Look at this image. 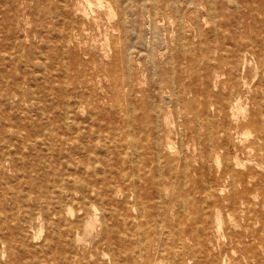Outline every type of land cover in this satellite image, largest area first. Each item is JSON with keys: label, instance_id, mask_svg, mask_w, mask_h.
<instances>
[{"label": "rangeland", "instance_id": "obj_1", "mask_svg": "<svg viewBox=\"0 0 264 264\" xmlns=\"http://www.w3.org/2000/svg\"><path fill=\"white\" fill-rule=\"evenodd\" d=\"M160 1L161 4L156 7L153 0H118L119 8H117V5H115L113 0H0V15H2L0 16V94L2 92L6 93L7 90H10L14 86L16 87V82H20L24 85L25 89L23 88V90L35 91L37 104V108H35V104L32 105L27 101H24L25 103L20 102L17 89L11 99H7L6 97L0 98V134L4 135L3 141H32L33 143V141L39 139V142L36 141L38 144L42 140L87 141V139L92 140L98 133L100 136L103 134L102 137L103 139L105 138L106 141H121V139H123L122 141H127L130 137L136 138L138 141H151L152 136L150 138L147 137V134H145L147 137L146 140V137L142 136V138L140 136L142 134L144 135V133L140 132L137 122H128V117L137 116L139 122L143 119V108L145 107V109L148 110L151 100L152 102H161L167 98L168 102L166 101L165 103L163 101L162 105L164 108L172 112L169 124L171 131L169 132L168 141H172L175 156L178 158L177 161L172 163V165L176 167L174 169L175 172H178L179 176L185 173L186 175L191 174L192 182L196 181L200 184L206 183V185H212L213 187L211 192L204 195L201 203L198 202L195 204L194 209L198 208L199 213L204 208L200 218L198 215L194 214L192 215V222H181L180 220L177 221L178 217L176 214L169 215V220L172 219V223H175L174 226L183 228L185 231L192 229V263L190 264H264V140L261 139V137H264V132L261 136L260 132L257 131L253 125L242 126L245 117L253 115L261 117L264 126V0H192L193 2L191 0ZM175 2L176 5H174ZM253 2H255L256 5H253L255 4ZM128 6L130 7V10H128ZM57 8H59V10ZM110 8L115 11L114 14L110 13ZM118 9L122 10V12L119 13ZM198 13H200V15H198ZM196 15L198 17H196ZM58 16L62 18V20L59 19ZM49 19H52L51 22ZM120 20L121 24L119 25ZM149 22L150 24H148ZM81 32L83 34H81ZM52 35H56V37ZM152 35H154V37H152ZM113 37L116 41V48L113 47ZM185 38L187 40H185ZM71 39L73 41H71ZM67 41L70 43L66 44ZM122 41L128 45V48H130L128 49V63H124L116 57V49L119 50L121 48ZM46 43L53 47L51 48ZM250 43L253 44V48L252 46H249ZM182 44H184V46ZM238 46H240L241 49L242 65L241 72L237 75V77H231L229 73H226V70L228 69V66L226 65L222 67V71L219 74L214 75L209 79V81H205L204 77L207 75V72L210 70L212 65L211 62L205 61L206 50L208 49L210 54L215 57L218 56V51L221 48L223 49L227 59L231 57L232 50H235ZM248 47L250 50L247 49ZM182 49L187 50L183 51ZM253 49H255L256 52H254ZM18 53L19 55H17ZM20 53L24 54L21 55ZM190 53L193 54L191 55ZM62 54H64L65 58H63ZM24 59H26L25 62ZM151 63L155 64L152 65ZM66 64L70 65V68L67 67L68 65ZM171 64H173V70L170 67L172 66ZM41 65L45 66L43 68H39L42 67ZM190 65H192V74L189 75L186 80L187 82H192V91L188 93L187 100H192V103L195 99L197 101L196 104H192V121L191 119L188 120L187 118H184L186 116H184L183 113L179 114V111H183L187 108V106H189L188 104H183L179 107L175 106L174 103L170 101V93L167 90L163 95V99L157 96L154 90H151V80H157L159 77L158 72L162 68L171 71L174 76H177L180 68H184L187 71ZM65 67L69 69L67 70ZM125 68H129V71L131 70L130 72L133 75V83H136V90L139 89V91L134 90V86H132L133 84H128L129 81L126 82L122 80V74L124 73L123 70ZM157 68L160 70L157 72V75H154L153 71L157 70ZM39 69H42L41 72ZM152 74L154 76L153 79L151 77ZM50 76H52V78ZM115 81L117 85L114 84ZM232 82L235 84L238 82L240 83V87L237 89L238 91L235 89L234 91L240 92L243 96V100L241 99L242 101L238 104V106H235V103H232L228 108L227 114V110L219 109L218 106L222 107V99L225 95L230 93ZM64 88H67V90H64ZM129 89L131 90L129 91ZM72 93L74 94L72 95ZM168 95L169 98L167 97ZM195 95H197V98H195ZM203 95L208 96V99H210V102L212 103L209 105V113L206 112V114L203 111L200 113L198 110L199 104L201 103V98L199 97H202L203 99ZM69 99H71L72 102ZM6 100H10L9 102H11V104H8L9 102ZM49 101L50 104H48ZM127 101H129V103ZM45 102H47V104ZM132 103H134V105H132ZM127 104L131 105L128 106ZM29 105H32V107ZM40 105L42 106L39 107ZM122 105L126 108L127 114L125 111L122 113ZM67 106L69 108H67ZM73 106L74 109L72 108ZM128 108H137L139 112L136 111L135 114L132 110L130 113ZM11 110L12 112H10ZM176 110L177 112H175ZM195 110L197 113H195ZM89 112H91L90 115H88ZM17 113H19L18 115L20 117ZM207 113L210 115L209 117H207ZM51 114L53 115L51 116ZM91 115L92 118L88 119V116L91 117ZM73 116L75 117V120L73 119ZM65 117L69 118L70 122L67 118L65 120ZM211 120L214 122H211ZM209 121L212 124H210ZM71 122L74 125H72ZM197 122L199 123L195 124ZM66 124H71L75 128L70 127V129ZM75 124H78L79 127L75 126ZM214 125L215 127L225 125L228 129L227 135L224 134L220 138V142H225L224 144L228 148L224 147V150L220 152L219 157L211 160L213 165L212 170L209 166H207L205 170H200L197 173L196 169L202 166L200 154L203 151H206L212 142L210 141L209 134L207 135L208 137L206 134L214 128ZM194 126L195 128L197 126V128L200 129L198 130L196 128L195 130ZM178 127L182 128L180 129ZM189 127L190 130H188ZM148 128H150V135H156L158 133L156 132L155 134V130L152 129L153 127L150 124ZM35 129L36 136L31 137V133L34 132ZM14 130H16V132H14ZM122 130L124 131L121 132ZM104 131L109 133L111 131L112 132L109 134ZM127 131H131V136H128L130 132L127 133ZM193 131L195 135L193 134ZM160 133L163 135V132L160 131ZM84 135H86V137H84ZM165 136L166 135H164V138H166ZM102 137H100V139H102ZM120 137L121 139H119ZM53 138H55V140ZM74 138H77V140H74ZM95 140L96 139H94V141ZM203 140L205 142H203ZM188 144H191V146H187ZM36 146L40 149L38 145ZM225 151H227V153H225ZM163 152H165V150ZM225 155L228 157L226 158ZM32 157L33 156H30V158L27 159L33 160L34 158ZM147 157H149V155H147ZM236 157L241 162L240 165H236L235 167V169H237L236 173L242 174L245 178V181L247 182L245 190L241 184L236 189L232 184V179L229 174H225V172H223V169L227 165L234 164V161L232 162V160L229 159H235ZM36 158H38L37 155ZM185 162L188 163V167L183 169L181 167L184 166L183 164ZM7 165L6 170L8 171H6L5 178L13 177L11 184H15L16 191L19 193L27 192L28 179L40 178L42 177L40 174L47 171V169H42L36 165V169L30 171L28 174H25L26 177H22V174L19 175L16 170L12 169L10 163H7ZM131 165L132 164H130L128 167L129 169L127 168L126 170L127 174L133 173ZM192 165L194 166L192 167ZM115 166H117V164H115ZM158 167L159 173H162L163 175L159 176L157 180L163 181L168 179L165 172L170 169L169 163L163 160L160 164H158ZM192 168L193 171H190ZM160 169L162 170L160 171ZM156 170L157 167L153 165L151 172L148 174L150 176L147 175V178H144L146 181L142 180L139 183L142 182L141 191L143 192L142 194L144 198H146V195H148L149 199L153 198L151 199L152 202L150 200L147 201L146 210L157 213L158 216L164 217V214H158V209L160 208L159 199L156 198L154 192L152 194L149 193L154 191V187L146 186L147 183H150L151 176L158 175V171ZM251 170L253 172H251ZM5 178H3L4 181ZM132 180L138 181V178H133L130 181ZM182 180L186 179L183 177ZM11 184L8 183V186ZM242 189L244 190L243 193L240 192ZM130 190V188H127L124 192H119V194L115 196L116 198L114 197L110 200V202L104 203V205L100 202H96V208H93L91 211L92 213H90L88 217H93L90 215L96 214L98 218H102L103 211L106 210L105 214L108 217L109 225L113 227V222L109 215L110 212L107 209L115 207V209L120 212H118L120 215H125L124 217H126L129 221L127 227H129L130 222L133 219L132 216L135 215V210L130 208L135 196L133 191ZM125 193L127 195H124ZM149 194H151V198L149 197ZM213 195L215 196L213 197ZM240 196L244 198H238ZM128 198L130 199V202L132 201L131 204ZM206 198L208 199L206 200ZM232 198L239 199L238 206L236 208L231 205ZM9 200H4L6 205H11V200ZM208 200L209 203H207ZM120 201L124 203H121ZM247 202L251 203L248 204ZM153 203L155 206H153ZM71 205V211H66L63 215L66 218V222L75 220L77 217H85L86 214L84 211L79 209L81 208L80 204L77 203L76 205V203H74ZM175 209L177 210L178 207L176 206ZM121 211L123 213H121ZM161 219L162 218H159L158 220L160 221ZM155 220L150 222L151 228H154V231L155 227H157ZM161 221L162 222L159 223L160 225L168 226V221L166 222L163 219ZM177 223H179V225ZM137 224L133 225L131 223V226L133 225L132 229L131 226L129 228L123 227V237L129 238L131 233H138L136 235H139L141 230L146 227L144 224L142 226H140L139 223ZM66 228L67 223H59L57 216H55L53 220H49L44 216L36 214L35 229L33 230V232H36V251L37 248H39L38 245L41 246L42 243H46L45 237H48L49 239L50 236L53 244L51 254H54L55 251H57V248H59L60 252L62 250L68 259H71L73 256L85 255L87 251L99 244L98 257H100L101 264H112V256L108 253L106 244L101 243V232L103 226L100 220L96 222V226L93 231L86 232V234L80 233L82 241H72L70 238H67L68 236H65V241L62 239V242L58 244L57 238L53 239V236H56L57 233H62L66 230ZM142 238L147 240V238ZM57 244L60 246H57ZM171 245L175 248L173 243ZM73 246L75 247L74 249ZM153 251L155 252V250ZM42 252L47 253V251ZM72 253H74V255H72ZM43 254L41 252L38 253V255ZM67 254L70 255L68 256ZM96 257L97 255H93V257L91 256V259L94 260ZM7 260V255L1 257L2 262L5 263ZM120 261L121 264L127 263L125 259ZM161 264H173V259L170 261L168 259Z\"/></svg>", "mask_w": 264, "mask_h": 264}, {"label": "bare ground", "instance_id": "obj_2", "mask_svg": "<svg viewBox=\"0 0 264 264\" xmlns=\"http://www.w3.org/2000/svg\"><path fill=\"white\" fill-rule=\"evenodd\" d=\"M113 1H114L115 5H117V8H119L118 0H113ZM153 2L156 5V7H158V5L161 4L160 0H153ZM125 3H124V5H125ZM130 3H133V2H130ZM227 3H228V1H227ZM253 3H255V2H253ZM61 4H63V3H61ZM119 4H120V2H119ZM146 4H147V2H146ZM174 5H176V2ZM177 5H178V3H177ZM253 5H256V3ZM131 6H132V4H131ZM59 8H57V9L59 10ZM117 8H115V9H117ZM126 10H127V7H126ZM128 10H130V7ZM17 11H19V10H17ZM118 11H119V13L122 12V10H120V9H118ZM211 12H213V11H211ZM110 13L114 14L115 11L112 10V8H110ZM52 15H54V14H52ZM198 15H200V13H198ZM0 16H2V15H0ZM179 16H180V14H179ZM196 17H198V16L196 15ZM59 19L62 20V18H60V17H59ZM47 20H48V18H47ZM51 20L49 19L50 22H51ZM120 24H121V20L119 22V25ZM128 24H129V22H128ZM148 24H150V22ZM225 26H226V24H225ZM153 27H154V25H153ZM172 28H173V26H172ZM70 29H72V28H70ZM182 29H181V31H182ZM198 31H199V29H198ZM64 33H65V30H64ZM81 34H83V33L81 32ZM67 35H69V34H67ZM52 36H54V35H52ZM54 37H56V35ZM115 37L118 38L117 36H115ZM152 37H154V35H152ZM158 37H159V35H158ZM22 38H24V37H22ZM72 38H73V36H72ZM113 40H114L113 47L116 48V41H115L114 37H113ZM116 40H118V39H116ZM134 40H136V39H134ZM185 40H187V39L185 38ZM249 40H250V38H249ZM42 41H44V40H42ZM71 41H73V40L71 39ZM119 41H120V39H119ZM17 42H19V41H17ZM148 42H149V40H148ZM52 43H54V42H52ZM69 43L67 41L66 44H69ZM46 44H48V43H46ZM132 45H134V44H132ZM166 45H165V48H166ZM179 45H180V43H179ZM182 45L184 46V44H182ZM206 45H208V44H206ZM249 46H252V48H253L252 43H250ZM159 47H160V45H159ZM206 47H208V46H206ZM128 49H130V48H128V45L122 41L121 48L119 50L116 49L117 59H119L120 61H122L124 63H128V60H129ZM247 49L250 50L249 47ZM182 50L185 51L187 49H182ZM11 51H12V49H11ZM129 51H131V50H129ZM189 51H190V49H189ZM253 51L256 52L255 49H253ZM53 53H54V51H53ZM23 54H21V55H23ZM139 54H141V53H139ZM190 54L192 55L193 53H190ZM17 55H19V53ZM62 55H63V58H65L64 54H62ZM205 55H206L205 61L212 63L210 70L207 72V75L204 77L205 81H209V79L212 78L214 75L219 74L222 71V67H224L226 65L228 66L226 73H229L231 77H237V75L241 72L242 55H241L240 46H238L235 50H232L231 57L227 58V59L225 57V53H224L223 49H221V48L218 51V54H217L218 56L213 57V55L210 54L208 49L206 50ZM42 56H44V55H42ZM192 57H194V56H192ZM195 57H196V55H195ZM38 58H40V57H38ZM141 58H143V57H141ZM25 60L26 59H24V62H25ZM46 60H47V58H46ZM6 61H9V60H6ZM195 61H197V60H195ZM64 62H65V60H64ZM36 63H37V61H36ZM41 63H42V61H41ZM154 64H152V65H154ZM205 64H206V62H205ZM49 65H50V63H49ZM66 65H68V64H66ZM171 65L172 66H170V67L172 68L173 64H171ZM41 66L42 67H39V68H43L45 65H41ZM67 67L70 68V65H68ZM173 68H172V70H173ZM41 70H40V72H41ZM159 70L160 69H158V68H157V70H154L153 71L154 75H157V72ZM196 70H198V69H196ZM43 71L46 72L45 70H43ZM130 71H129V68L128 69L125 68L123 70L124 73L122 74V80H124L126 82L129 81L128 84L129 85L133 84L132 86H134V90H136L137 89L136 83L135 82L133 83V75L131 74ZM187 71H189V72H187ZM187 71L184 68H182V69L180 68L178 70V75L174 76L171 71L162 68L158 72L159 77L157 78V80L156 81L151 80V85H152L151 90H154L156 95L162 99H163L164 93L167 90L170 93V101L173 102L175 106L179 107V106H182L183 104L184 105L188 104L189 106H187V108L184 109L183 111L182 110L179 111V114L183 113L184 116H186L184 118H187L188 120L191 119V121H192V104L193 103L196 104L197 101L195 99V100H193V103H192V100L191 101L187 100L188 93H190L192 91V82H187V80H186V78L192 74V65H190V67H188ZM196 72H198V71H196ZM70 74H71V72H70ZM202 74H204V73H202ZM50 77L52 78V76H50ZM151 77H152V79L154 78L153 74ZM11 79H12V77H11ZM19 83L20 82H16V87L14 86L10 90H7L6 93L2 92L0 94V98L6 97L7 99H11V97L13 96V94L16 92V89H17L18 96L20 98V102L27 101L28 103H31L32 105L35 104V108H37L35 91L34 90L25 91V90H23V88H24L23 83H20V84ZM114 84L117 85L116 81ZM31 85H29V86H31ZM231 86L232 87H231L230 93L228 95H225L222 99V103H223L222 107L218 106L219 109L227 110V114H228V108L231 106L232 103H235V106H238V104H240L241 101L243 100L242 94L240 92H236V91H238L237 89L240 87V83L238 82L235 84L234 82H232ZM204 89H206V88H204ZM234 89L236 91H234ZM241 89H243V88H241ZM252 89H253V87H252ZM64 90H67V88H64ZM125 90H126V88H125ZM130 90L131 89H129V91ZM136 91H139V89ZM129 93H131V92H129ZM73 94L74 93H72V95ZM72 95H70V96H72ZM70 96H69V98H70ZM196 96L197 95H195V98H197ZM144 97H142V98H144ZM167 97L169 98V95ZM199 98H201V100H200L201 103L199 104L198 110L200 113H202V111H203L206 114V112H208V110H209V105L212 103L210 102V99H208V96H206V95L204 96L203 99H202V97H199ZM4 100H2V101H4ZM69 100L72 102L71 99H69ZM150 100H151V98H150ZM260 100H261V98H260ZM6 101H8V100H6ZM163 101L165 103H166V101L168 102L167 98H166V100H162L161 102H155V101L152 102V100H151V104H150L148 110L145 109V107L143 108V119L139 122H138L137 116L136 117L135 116H129V117L126 116V117H128V120H129L128 122H131V123H132V121L137 122V125L140 128V132L144 133V135L141 133L142 135H140V136L146 137L145 134H147V137H150V138L152 136L151 141H138V139L136 140V138H132V137L128 138L127 141H122L123 139H121V137L119 138V139H121V141H117V140L106 141L105 138L103 139V137H102L103 134L100 136L98 133L97 135L94 136V138L92 140L87 139V141H81V140L80 141H67L66 139H64L66 141H52V140L51 141H43L42 140L38 144L36 141H38L39 139L36 141H33V143H32V141H3L4 135L0 134V264H101L100 257H98L99 244L97 246H95L94 248L90 249L89 251H87V253H85V255L73 256L71 259H68V257L63 253L62 250L60 252L59 248H57L58 253H57V251H55L54 254H51L52 253L51 250H53V248H52L53 244L51 241L52 238L50 236L49 239H48V237L47 238L45 237L46 243H44V244L42 243L41 246L38 245L39 248H37V251H36V232H33V230L35 229L36 214H39L40 216H44L46 219H49V220H53V218L55 216H57L59 223H67V228L65 231H63L62 233L60 232V234L57 233V235L54 234L56 236H53V239L57 238L58 244L60 242H62V239H63V241H65L64 240L65 236H68L67 238H70L72 241L73 240H75L77 242L82 241V237L80 236V233L86 234V232L93 231L95 229L96 222L98 220H100V222L103 226L102 232H101V243L106 244V246H107L106 249H107L108 253L112 256L111 257L112 264H121L120 260H122V259H125L127 261L126 264H161V263H164L165 261H167L168 259H169V261L171 259H173V264H190V263H192V229H190L189 231H185L183 228H180L178 226L177 227L174 226L175 223L174 224L172 223V221H171L172 219L169 220V218H170L169 215L176 214V216L179 218V219L177 218V221L180 220L181 222H183V221L192 222V215H194V214L198 215L200 218L201 217L200 215H201L202 211H204V208L199 213L198 208L197 209L195 208L196 210L194 209L195 204H197L198 202L201 203L203 201L204 195L206 193L211 192L213 187H212V185H210V186L206 185V183L200 184L196 181L192 182V175L191 174L186 175V173L184 172L185 174L179 176L178 172H175L174 169L176 167L173 166L172 163H174V161H177L178 158L175 156V151H174V148L172 145V141H168L169 132L171 131L169 124H170V117L172 116L171 115L172 112L163 107V105H162ZM127 102L129 103V101H127ZM171 102H169V103H171ZM2 103H4V102H2ZM45 103L47 104V102H45ZM8 104H11V102H9ZM48 104H50V101ZM77 104H78V102H77ZM86 104H89V103H86ZM32 105L31 106L29 105V106L32 107ZM42 105H40L39 107H41ZM119 105H118V107H119ZM129 105H131V104H129ZM132 105H134V103H132ZM6 106H7V103H6ZM78 106H79V104H78ZM39 107H38V109H39ZM67 108H69V107L67 106ZM72 108L74 109V106ZM119 109H120V107H119ZM42 110H43V108H42ZM121 110H122V113L124 111L126 113V108L123 107V105L121 107ZM132 110H133V113L135 112V114H136V111H138L137 108L136 109H129L128 111H130V113H131ZM259 111H260V109H259ZM10 112H12V110ZM73 112H74V110H73ZM175 112H177V110ZM175 112H174V115H175ZM210 112H211V110H210ZM69 113H71V112H69ZM195 113H197V111ZM18 114L19 113H17V115ZM90 114H91V112H89L88 115H90ZM44 115H45V113H44ZM52 115L53 114H51V116ZM124 116H125V114H124ZM209 116L210 115L208 114L207 117H209ZM179 117H180V115H179ZM197 117H199V116H197ZM56 118H57V116H56ZM66 118L67 117H65L64 119L66 120ZM90 118H92V115H91V117L88 116V119H90ZM205 118H206V116H205ZM67 119L69 120V118H67ZM73 119L75 120V117ZM175 119H176V115H175ZM201 121H202V119H201ZM214 121L211 120V122H214ZM5 122H7V121H5ZM69 122H70V120H69ZM50 123H52V122H50ZM188 123H189V121H188ZM198 123L199 122H197L195 124H198ZM209 123H210V121H209ZM57 124H59V123H57ZM149 124L153 127L152 129L155 130V134H156V132H158L156 135H153V134L150 135V133H149L150 128H148ZM210 124H212V123H210ZM66 125L69 128L74 127V126H72V125H74L73 123H72V125L71 124H66ZM177 125H179V124H177ZM245 125H253L257 129V131L260 132L261 136L263 135L264 126H263V122H262L261 117H258V115L245 117L242 126H245ZM75 126L79 127L78 124L77 125L75 124ZM131 126H132V124H131ZM206 126H207V124H206ZM111 127H112V125H111ZM185 127H186V125H185ZM209 127H207V128H209ZM118 128H119V126H118ZM178 128H180V127H178ZM194 128H195V126H194ZM196 128H197V126H196ZM196 128H195V130H196ZM210 128H212V127H210ZM146 129L148 130V132ZM197 129L199 130L200 128H197ZM188 130H190V127ZM202 130H203V128H202ZM51 131H53V130H51ZM123 131L124 130H122L121 132H123ZM160 131L163 132V135H161ZM14 132H16V130H14ZM44 132H45V130H44ZM227 132H228V129L225 127V125L224 126L219 125L216 127L214 125V128H212L210 132H208L207 134L205 133L206 136L209 134L210 141H212V142L210 144V147L207 148L206 151H203L200 154V158L202 160L201 161L202 166H200V168H198V169L195 168L197 173L200 170L201 171L205 170L207 166H209L212 170L213 165L211 163V160H214V158H218L220 155V152H222V150H224L223 149L224 147L228 148L227 146H225V144H224L225 142L224 143L220 142V138L224 134L227 135ZM94 133H96V132H94ZM105 133H109V132H105ZM127 133H129L128 136H131V131H127ZM164 133H167V134H164ZM46 134H47V131H46ZM109 134H106V135H109ZM193 134H194V131H193ZM86 135H84V137H86ZM164 135H166L165 136L166 138H164ZM10 136H12V135H10ZM33 136H36V129L34 130V132L31 133V137H33ZM206 136H205V138H206ZM100 137H102L103 140L100 139ZM147 137L145 138V140L147 139ZM55 138H53V139L55 140ZM61 138H63V137H61ZM77 138L76 139L74 138V140H77ZM180 138H182V137H180ZM226 138H228V137H226ZM94 139H96V140L94 141ZM261 139L264 140V137L263 138L261 137ZM125 140H126V137H125ZM230 140H231V138H230ZM181 142H182V140H181ZM203 142H205V141L203 140ZM36 145H38L40 147V149ZM187 146L190 147L191 144H188ZM206 146H208V145H206ZM262 146H263V144H262ZM257 149H259V148H257ZM164 150H165V152H163ZM192 150H193V148H192ZM228 152H229V150H228ZM225 153H227V151H225ZM238 153H239V151H238ZM36 155L38 156L39 159L36 158ZM147 155H149V157H147ZM248 155H249V153H248ZM30 156H33L32 158H34V159L33 160L27 159V158H30ZM194 157H195V155H194ZM225 157H226V155H225ZM25 159H26V161H25ZM163 160L167 161L169 163V166H170V169L167 170V172H165L166 175L168 176L167 177L168 179L163 180V181H158L157 180L158 177L163 175L162 173H159L158 164H160L161 161H163ZM229 160H232V162L234 161V164L233 165H230V164L227 165L223 169L224 170L223 172H225V174L226 173L229 174L230 178L232 179V184L236 189L241 184L245 190L247 182L245 181V178L243 177L242 174L236 173L237 169H235L236 165L241 164L240 160L237 157L235 159L230 158ZM179 162H180V160H179ZM190 162H191V160H190ZM7 163H10L12 166V169L16 170V172L19 173V175L22 174V177H24L25 174H28L30 171L36 169V165L42 169H47V171H45V173H43V174H40V175H42V177H40V178L28 179V185H27L28 190H27V192L26 193H19L18 191H16L15 184H11L13 177L12 178H10V177L5 178L6 171H8V170H6V166H8ZM115 164H117V166H115ZM130 164H132L131 169H132L133 173L127 174L126 170L130 166ZM153 165H155L157 167L156 171H158V175L151 176L150 177V183L149 184L144 183V184H146V186L154 187V191L149 192V193L152 194L154 192L156 198L159 199L160 205L159 204L158 205L160 208L158 209V214L159 215L164 214L165 215L164 217L158 216L157 213L146 210L147 201L150 200L152 202L151 199H153V198H151V194H149V197L151 199L148 198V195H146V198H144V196L142 194L143 192L141 191L142 182L139 183L140 181L145 180L144 179L145 177L147 178V175L151 172V168L153 167ZM183 165L184 166L181 167L183 169H186L188 167V163H186V162ZM193 166L194 165H192V167ZM214 167H216V166H214ZM163 169H164V167H163ZM251 169H253V168H251ZM161 170L162 169H160V171ZM190 171H193V168ZM251 172H253V171L251 170ZM148 176H150V175H148ZM136 177L138 178V181H134V180L130 181L131 179L136 178ZM183 177L186 180H182ZM249 177H251V176H249ZM3 178H5V181ZM163 179H164V177H163ZM210 180H212V179H210ZM23 181H24V179H23ZM8 183H10L11 185L8 186ZM127 188H130L133 191L134 196H135L134 201L133 202L131 201L132 204L130 202V199L128 198L129 202L131 204L130 208L135 210V215L132 216L133 219L130 222V226H131V223L133 225L134 224L136 225L137 223H139L140 226H142L143 224L146 225V227L141 230L139 235H136L138 233H136V234L131 233L129 235L130 236L129 238H125L122 235V229H123V227L124 228L127 227L129 221L127 220L126 217H124L125 216L124 214L120 215L119 214L120 212L117 211V209H115V207L114 208H108L107 207L108 208L107 210H109V212H110L109 215L112 219L113 227H111V225H109L108 217L105 214L106 210L104 208H102L101 206L100 207L105 210V211H103V214H102L103 217L102 218H98V216L96 214L90 215V216H93L94 218L88 217V215L90 213H92L91 211L93 210V208H96V206H95L96 202H100L104 205V203L110 202V200L113 199L115 196H117L119 194V192H124V190ZM244 190L242 189V191H240V192L243 193ZM124 195H127V194L125 193ZM129 196H132V195H129ZM214 196L215 195H213V197ZM130 198H132V197H130ZM238 198L242 199L244 197L240 196ZM9 199L11 200V202H10L11 205H6L5 201L9 200ZM207 199L208 198H206V200ZM238 200L239 199H234V198L231 199L232 207L236 208L238 206ZM204 201H205V199H204ZM212 201H214V200H212ZM126 202H127V199H126ZM74 203H76V205H77V203L80 204L81 208H79V209H82L86 215L84 218L83 217L82 218L77 217L75 220H70V221L66 222V218L63 215L65 214L66 211H68V212L71 211V206H72L71 204H74ZM121 203H124V202H121ZM207 203H209V200ZM250 203L251 202H249L248 204H250ZM192 205H193V213H192ZM210 205H211V203H210ZM153 206H155V204ZM176 206L178 207L177 210L175 209ZM122 211H121V213H123ZM237 217H238V215H237ZM85 218H86V220H85ZM157 218L158 219L162 218L166 222L168 221L169 222L168 226L160 225L159 223L162 222L161 221L162 219L159 221ZM154 220L156 221V224H157V227H155V231H154V228H151V225H150V222H153ZM199 220H202V219H199ZM177 224L179 225V223H177ZM56 225H57V223H56ZM133 225L131 226V229H132ZM202 226H203V224H202ZM129 227H127V228H129ZM137 231H138V229H137ZM142 237L147 238V240H144ZM172 243L175 245V248L173 247V245H171ZM58 244H57V246H60ZM74 248L75 247L73 246V249ZM153 250H155V252ZM42 251H47V253L42 252ZM39 252H41L42 254L44 253V254L38 255ZM88 254H89V256H88ZM6 255L8 257V260H7V262L4 263L1 261V257L6 256ZM36 255H38V256H36ZM72 255H74V253H72ZM93 255H97L96 259H94V260L91 259V256L93 257Z\"/></svg>", "mask_w": 264, "mask_h": 264}]
</instances>
